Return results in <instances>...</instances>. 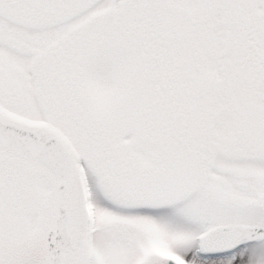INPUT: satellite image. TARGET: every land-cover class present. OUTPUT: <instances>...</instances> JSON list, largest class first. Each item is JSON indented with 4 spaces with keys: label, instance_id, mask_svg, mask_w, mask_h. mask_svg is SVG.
Returning <instances> with one entry per match:
<instances>
[{
    "label": "snow or ice",
    "instance_id": "snow-or-ice-1",
    "mask_svg": "<svg viewBox=\"0 0 264 264\" xmlns=\"http://www.w3.org/2000/svg\"><path fill=\"white\" fill-rule=\"evenodd\" d=\"M0 264H264V0H0Z\"/></svg>",
    "mask_w": 264,
    "mask_h": 264
}]
</instances>
